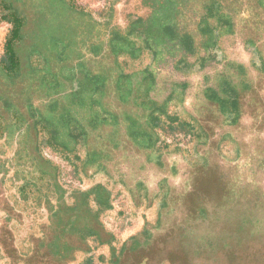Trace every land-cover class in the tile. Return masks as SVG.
<instances>
[{
  "label": "crops",
  "instance_id": "1",
  "mask_svg": "<svg viewBox=\"0 0 264 264\" xmlns=\"http://www.w3.org/2000/svg\"><path fill=\"white\" fill-rule=\"evenodd\" d=\"M195 3L196 6L205 5L197 1ZM15 4L25 9L24 17H20V19L24 18H22L24 27L20 31L21 38L19 39L24 40L26 46L22 48L17 42L18 50L15 51L23 63L22 67L20 65L21 69L17 76L9 74L6 70V64H2L3 73L1 72L0 88H5V91L6 89L10 91L11 88H21V91L24 89L29 91L30 89L32 94L36 93V96H25L22 99L21 96L17 97V95L9 97V94L5 95L2 90L0 91V264H42L46 257L50 258V256L51 258L52 256L55 257V262L66 263L64 258L66 255L63 251L66 248V242H68V247H71L69 243L72 240L82 243V239L83 241L90 239V235L95 231L97 227L95 225L98 223L106 233V228L98 216L106 213L107 208L111 206V203L109 204L111 194L108 193L107 186L95 184L86 190L79 191L71 189L66 184L81 179L83 177L81 174L89 180L106 174L103 167L96 168L98 167L96 163L106 161L109 157L108 154L105 155L97 151L100 148L98 141H103L112 133L106 127L102 130L93 128L92 132L89 130L90 133L88 134H91L90 137H92L91 147H89L85 141L86 135L81 136L79 123L81 116L79 113L73 114L75 119L73 118L71 125L67 123L57 125L55 123V119L52 117L53 108L49 107L48 104L56 102L58 104L56 114L62 116L64 103L68 102V94L79 88L78 83L75 80L72 81L73 87L71 86L70 90L69 85L63 84L62 90L55 94L56 97L45 99L44 71L48 70V60L44 57L53 54L58 55L61 50L60 47H54V42L48 40L52 38L44 41V36L38 33V24H44V3ZM60 4L63 6L64 4L68 6L71 4L79 7L75 3ZM108 4V9L112 11L115 3ZM143 5L145 8L149 7L145 3ZM260 5L264 11V3ZM156 6L158 8L159 4L156 3ZM188 7H193V5L175 3V12L169 16V20H166L175 26L173 38L162 35L159 27L148 26L145 32L140 30L142 26L160 23L157 15L150 12L146 15L132 16L127 19V27L138 22L140 29L137 27V33L129 32V30L128 33L126 32L117 38L115 42H113L115 40L113 35L106 36L104 39L107 51L104 55L111 54L117 57L116 62H118L119 67L121 64L128 66L130 63L132 65L129 69L131 76H124V70L120 69L121 76L116 80L111 79L110 82H107L102 75H99L101 81H96L97 84L94 87L100 91L97 90L94 100L101 102L102 96L107 94L106 100L103 99V101L108 102L113 109L118 108L120 109L119 112L125 111L126 113L138 111L131 107L124 109L120 102L125 105L129 103L128 101H133V105L140 107V110L146 109L148 118L152 117L159 120L158 125L156 124L158 129L164 125V119H174V115H171V105L180 102L181 98L176 93L178 90L167 94L164 98L161 97V88L158 89L159 73L167 72L170 75L178 70L192 72L196 66L195 63L190 62V58L198 50L199 52L202 51V39L204 38L200 33L202 26L196 29V36H190L189 33H186L189 30L183 28L184 23L181 15L188 13L185 10ZM111 19L112 17H110L109 22ZM6 23L11 26L10 33H12L14 21L9 18ZM210 23L211 28L217 27L216 19L210 20ZM186 36L196 40L195 45L193 44V48L189 51L184 48ZM38 40L40 41L39 44L36 42ZM107 62L106 60L99 64L89 62L91 67L88 69L93 70L94 73L98 72L97 67ZM203 65V62H200L198 70H202ZM86 68L82 69L77 65L71 68V71L73 74L81 71L87 74L88 69ZM58 70L60 68L53 69L52 67L53 72H59ZM144 70L149 75L143 79L140 73ZM66 72L64 77L62 75L63 82L70 76V73ZM40 73L42 75L37 77ZM133 73H138V75L132 76ZM169 82L164 84H169ZM50 86L54 87L53 84ZM117 88L118 90L122 89L124 100H121ZM224 89L223 92H228ZM19 92L18 94H20ZM87 95L92 96L91 91L84 94L86 101L89 99ZM72 102L80 104L78 99H74ZM226 103L228 109L233 105L232 102ZM102 106L104 109L100 107V104H97L88 114V116L92 115V118L89 116L92 119V126L95 124L94 126L98 127V125L107 124L111 121L110 115L105 116L108 109L104 105ZM234 114L236 115V112ZM103 120H106L107 123ZM137 132L131 133L129 130L130 135H134L133 137H139ZM159 140L156 144L148 140L147 144L137 143V146H142L139 147L141 149H144L145 145L146 147H153L157 157L156 152L163 153L168 150L166 147L160 148ZM98 200L99 203L101 200L104 201V205L101 204V206L96 207L95 203H98ZM147 234L142 237H147ZM49 241L51 242L47 243ZM44 242H46L45 250ZM131 242L136 243L134 239ZM77 246L80 248V244ZM10 250L15 252L11 253ZM42 253H45L43 258L40 255Z\"/></svg>",
  "mask_w": 264,
  "mask_h": 264
},
{
  "label": "flooded vegetation",
  "instance_id": "2",
  "mask_svg": "<svg viewBox=\"0 0 264 264\" xmlns=\"http://www.w3.org/2000/svg\"><path fill=\"white\" fill-rule=\"evenodd\" d=\"M219 1L221 3L217 4L234 25L233 34L224 38H237L239 12L228 11L231 1ZM246 1L258 12L253 16L248 36L252 38L250 42L255 43V48L262 50L263 56L259 61L264 66V18L260 11V3L264 0ZM234 3L241 1L234 0ZM203 66L202 73L213 69L208 64ZM241 67L246 70L241 64L225 62L217 68V75L212 80L205 82L203 79L195 88L188 82L179 81L184 107L207 136V141L198 148L204 164L194 166L180 153H172L169 149L163 153L156 152L154 160L153 147L145 145L144 149L139 148L142 146H137V143L147 144L154 137L146 126L147 111L141 112V124L137 128L139 137L130 135L125 122L116 134L109 128L113 135L103 140L107 145H99L109 156L103 162L105 171L124 182L135 195L140 188L147 189L149 196L162 193L163 187L166 190L158 228L148 230L147 237L135 240L136 243L129 242L122 264L130 261L133 264L136 259L142 261L144 255L150 256L157 251L158 243L162 244L163 252L155 262L147 264H202L209 245L220 251L223 249L228 237L224 231L244 224L264 229V78L259 83L255 82L253 88L254 80L242 79L236 73L241 75ZM171 85L176 87L170 82L162 86L163 96L173 92ZM222 85H229L232 91H236L237 112L234 107L222 106L212 96L217 92L214 95L223 103L232 99L222 92ZM247 86L250 88L248 95L245 94ZM129 113L133 114L132 111ZM228 136L235 144V156L230 161L221 149L218 151L219 143ZM158 232L161 235L157 236ZM156 237L159 241H155ZM192 250L194 257L191 256Z\"/></svg>",
  "mask_w": 264,
  "mask_h": 264
},
{
  "label": "rangeland",
  "instance_id": "3",
  "mask_svg": "<svg viewBox=\"0 0 264 264\" xmlns=\"http://www.w3.org/2000/svg\"><path fill=\"white\" fill-rule=\"evenodd\" d=\"M9 0H0V79L2 78V59H4L5 48L9 39L11 26L6 22L9 18H12V12L10 11ZM33 3L37 0H21L22 3L27 2ZM33 1V2H32ZM70 3H75L81 11L91 15L96 21L104 25L105 22L109 23L110 17H112V31H126L127 19L132 16H141L149 13V10L144 7L143 3L146 0H66ZM228 3V11L232 13L239 12L238 14V37L234 39L224 38L220 46L214 50H209V59L213 58L208 62L211 68L208 72L198 70L199 63L203 61V57H206L205 53L196 54L190 58V62L195 63L196 66L192 72H185L178 70L175 73L168 75L167 72L159 73V85L158 89L162 88L164 83H172L176 87L172 86V91L180 95V102H175L172 106V114L174 119L163 120L162 125L156 135L160 139V148H167L172 153L181 154L185 161L197 166L204 164L203 157L199 153V146L207 141V136L204 133L201 125L192 120L187 112V109L183 105L181 90L179 89V81L188 82L192 88L199 86V83L205 80H212L217 75V68L225 62H230L238 65L241 64L246 67L241 75L236 71L238 76L242 79L249 81L254 80L253 88L256 83H259L264 78V66L260 63L259 59L263 56L262 50L257 44L258 50L255 48V43H251L252 38L248 36V30L250 25L253 26V16L258 14L255 11L254 6L247 3L246 0H240L241 3H234V0ZM245 2V3H244ZM41 3V1H40ZM108 3H115L114 8L110 11ZM195 3V2H194ZM232 5V7H231ZM235 5V6H234ZM191 11H193L191 9ZM261 16L264 18V11L260 8ZM201 12V11H200ZM237 14V13H236ZM198 16V15H194ZM260 21V20H259ZM3 22V23H2ZM193 22V20H192ZM261 26H258V28ZM260 30V29H259ZM262 35V34H261ZM263 37V35L261 36ZM264 40V39H263ZM22 43V44H21ZM19 45L24 48L25 41L23 40ZM208 57V56H207ZM198 64V65H197ZM131 64H121L120 69L124 70V76H131L130 70ZM3 73V72H2ZM141 77L144 79L149 74L141 71ZM138 75L133 73L132 76ZM167 75V76H166ZM248 78H245L244 76ZM204 77V78H203ZM20 78V76H19ZM25 79V78H24ZM20 81V80H19ZM21 82V81H20ZM147 83V82H146ZM223 87V85L221 86ZM258 88V87H257ZM256 88V89H257ZM248 86L245 88V94L248 95ZM5 95L9 94V97L17 95L23 99L25 96H36L30 91H23L21 88H11L10 91L5 88H0ZM5 91V92H4ZM8 91V93H7ZM20 91V92H19ZM16 92V93H15ZM18 92L20 94H18ZM28 92V93H27ZM162 98L164 92L161 89ZM172 93V92H171ZM22 94V95H21ZM21 100V99H20ZM221 152L231 160L235 156L234 149L235 144L232 137L228 136L225 140L218 145V151ZM84 150V149H83ZM82 150V151H83ZM156 156H153V159ZM155 160V159H154ZM81 179H76L66 184L71 189L86 190L90 186L99 184L107 186L108 193L111 194V200L109 199L110 208H107L106 213L102 214L100 221L106 228V233L102 234V237H91L82 240V243H77V240L70 241L71 247H68V242L65 243L66 248L64 253L66 257V263L55 262V257H46V261L42 264H122L123 258L126 253V246L134 239H142L147 231L150 229L158 228L160 221V211L162 210L164 203V196L166 190L163 187L162 193L158 195L149 196L147 189H138V194H134L129 186L125 185L124 182L114 179L108 172L102 174L97 178L89 180L85 175L81 174ZM105 175V176H104ZM120 179V178H119ZM93 181V183H90ZM96 207H99V202L95 203ZM104 211V210H103ZM230 231V230H226ZM228 234L225 242L223 243V249L220 251L214 246L209 245V249L205 251L203 255L202 264H264V229L254 227L253 225H235ZM235 231V232H232ZM161 235L160 232L157 236ZM143 236V237H142ZM141 237V238H140ZM245 238L243 242L239 241ZM157 237L155 238V241ZM51 241L47 242L50 243ZM80 244V248H78ZM43 247L46 249V242ZM160 251V247L157 249ZM14 253V250H10ZM42 253L40 255H43ZM191 256H195L194 251H191ZM157 258V257H156ZM132 262L130 261L131 264ZM35 264V263H32Z\"/></svg>",
  "mask_w": 264,
  "mask_h": 264
},
{
  "label": "trees",
  "instance_id": "4",
  "mask_svg": "<svg viewBox=\"0 0 264 264\" xmlns=\"http://www.w3.org/2000/svg\"><path fill=\"white\" fill-rule=\"evenodd\" d=\"M44 3V24H38V33H40L42 36H44V41L48 38L49 41L54 42V47H60L61 52L56 55L53 54L48 57H44V59L48 60V70L44 71V97L45 99H49L51 97H56L55 94L59 93L62 90V85L66 84L69 85V90L71 89V86L73 87L72 81H77V85L79 88L72 93H69L67 99L68 102L63 106V115L58 116L56 114L57 112V103H49V107L53 108L54 113H52V117L55 119V123L57 125H62L64 123H67L71 125L72 120L75 118L73 117V114L79 113L81 116L80 119V129H81V136L86 135V143H88L89 147L91 143V134L92 129L96 128V130H102L103 128H111L112 133L116 132L119 129V126L122 124V122L127 123L128 128L130 132L134 133L137 131L138 125L141 124V116L143 109H139L140 107L134 106L133 101H128L129 103H126L123 105L121 102V106H124L123 108L131 107L133 109H137L138 112L133 113L132 115L130 113L119 112L118 108L113 109L112 106L108 102H104L107 98V94L102 96L101 102L94 100L95 93L100 91L97 87L94 86L97 84L96 81H101V78L99 75H102L104 79L107 82H110L111 79L116 80L118 77L121 76L122 72L120 70V67L118 66L117 57L114 55L107 56L104 55V53L107 51L105 44L106 41L104 38L106 36H114V41H116L117 38H120L121 35L125 34L127 31L129 32H138L137 27L140 29V26L138 25V22H134L133 24H130L127 27L126 31H112V22L107 24V22L104 23V25H101L96 19H94L91 15L88 13H85L81 11L80 8H77L73 5H65L64 6L60 3H70L66 0H37L33 3ZM203 3L205 5L196 6V3ZM8 3H10V11L12 12V18H10L12 21H14V26L12 33L9 35V39L7 41V45L5 48V54L4 59H2V63L6 64V70L9 74L17 76L18 71L21 69L20 65L22 67V61L19 60V58L16 55V50H18V46H16V43H21L23 40H20V31L24 27L22 24L23 17H24V8L19 7V5L15 3H22L21 0H9ZM27 3V2H24ZM29 3V1H28ZM145 4H147L149 7L147 8L151 14L157 15L158 19L160 20L159 24H152V25H146V27L142 26L143 32L147 30V27H159V31L162 35L173 38L175 35V26L171 23L167 22L166 20H169V16L172 15L175 12V3H188V5H193V7H188L187 10L188 13H185V15H181L183 18L184 23V29H188L186 33H189V35L196 36L197 28L201 27V36L204 38L202 39L203 47L202 51L198 54L205 53L206 57H203V64H208L209 61L214 60L213 58L209 59V50H214L215 48L220 46L222 38L225 36H229L233 34V20L228 17L224 11L223 8L220 6L221 3L219 0H146L144 1ZM156 3L159 4V7L157 8ZM154 4V6H152ZM261 4V3H260ZM198 7V8H197ZM191 9L193 10L191 12ZM178 10V9H177ZM39 12L41 11L38 10ZM200 11L202 14H200ZM197 13V14H196ZM198 16H194V15ZM194 18H193V16ZM23 16L21 19L20 17ZM185 16V17H184ZM216 19L217 21V27L211 28L210 20ZM142 20V19H140ZM193 20V22H192ZM141 32V31H140ZM139 32V33H140ZM128 33V32H127ZM199 33V34H200ZM222 33V34H221ZM138 35V34H136ZM190 36H186V40L184 42V48L186 51H189L191 48H193V44L195 45L196 40L190 39ZM38 44L40 41H36ZM17 44V45H18ZM37 46L41 48L40 45ZM196 53V54H197ZM195 54V55H196ZM194 55V56H195ZM208 56V57H207ZM108 61L106 64L101 65L98 68V72H92L93 70L88 69L91 67V64H88L89 62H96L101 63V61ZM55 63V64H53ZM79 65L82 69H88L87 74L83 71L77 74H73L71 71V68L74 66ZM52 67L54 68H60L58 70L59 72H53ZM63 67V68H62ZM109 69H105V68ZM104 68V69H103ZM62 69H64L62 71ZM5 70V68H4ZM68 71L70 73L69 79L67 78L65 82L62 79L65 74ZM244 71V68L241 67L240 72L242 73ZM72 72V73H71ZM72 74V75H71ZM19 75V74H18ZM42 73L38 74L37 77H40ZM63 75V77H62ZM105 83L107 84V82ZM54 85V87L50 85ZM57 85V86H56ZM65 86V85H64ZM229 85H223L224 90H227L228 92H225L229 95L231 100H228L226 102H232V107L235 108V111L237 112V93L235 90L232 91L231 88H229ZM64 88V87H63ZM68 90V89H67ZM118 90V88H117ZM88 91H91L92 96L87 95V98H89L87 101L84 98V94L88 93ZM67 92V91H66ZM65 92V93H66ZM119 96H121V100L124 98L122 95V89L118 90ZM68 93V92H67ZM217 94V92H213V97H216L219 102H221L222 106H226L225 102L223 103L221 99L218 98V96L214 95ZM78 99L80 101V104H75L72 102V100ZM104 99V101H103ZM124 100V99H123ZM98 102V103H96ZM97 104H100V107L103 108L102 105H104L105 108H107L108 112H105V116L111 117V121L109 123L106 122V120H103L107 124H101L98 127L92 126V115L91 118H89L88 114H90V111L94 107H96ZM60 107V105H59ZM104 109V108H103ZM140 110V111H139ZM146 109H144L145 111ZM60 111V109H59ZM143 111V112H144ZM61 117V118H60ZM66 118V119H64ZM74 118V119H73ZM103 118V117H102ZM96 119V118H95ZM95 121V120H94ZM99 121V120H97ZM70 122V123H69ZM158 123L159 120L154 119L152 117L148 118L147 124L148 129H151L154 133V137L150 142H154V144L158 141V135H156V131L158 129ZM157 124V125H156ZM90 130V131H89ZM84 134V135H83ZM113 135V134H112ZM59 138V137H58ZM83 138V137H82ZM81 138V139H82ZM105 139V138H104ZM154 140V141H153ZM103 143V141H98V145ZM102 145H107L106 142H104ZM97 151H100V153H103L105 155L106 152L104 150L97 149ZM104 161H100L96 164H98L97 169L103 167L105 170V166L103 165ZM108 203V199L106 200ZM99 202V200H98ZM104 201L101 200V204H103ZM110 208V207H108ZM99 218V216H98ZM95 226V231L92 232L91 237H102V234L104 233L102 226L98 223ZM91 231H93L91 229ZM83 240V239H82ZM65 250V249H64Z\"/></svg>",
  "mask_w": 264,
  "mask_h": 264
},
{
  "label": "water",
  "instance_id": "5",
  "mask_svg": "<svg viewBox=\"0 0 264 264\" xmlns=\"http://www.w3.org/2000/svg\"><path fill=\"white\" fill-rule=\"evenodd\" d=\"M157 241H159V239H157ZM161 245H162V244H159V243L156 245V248H157V249L160 247V251H159V252L156 251L155 253H153V254L150 255V256H148V255H144V256L141 258L142 261H141L140 259H136V260L133 262V264H147V262H149V263L155 262L156 257L159 258V254H160L161 252H163ZM166 255H167V253L164 255V257H165Z\"/></svg>",
  "mask_w": 264,
  "mask_h": 264
}]
</instances>
